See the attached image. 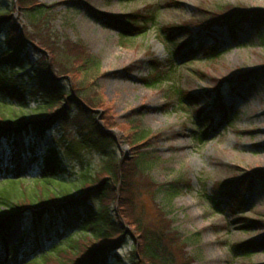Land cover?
<instances>
[{
    "label": "trees",
    "instance_id": "16d2710c",
    "mask_svg": "<svg viewBox=\"0 0 264 264\" xmlns=\"http://www.w3.org/2000/svg\"><path fill=\"white\" fill-rule=\"evenodd\" d=\"M70 4L84 7L89 18L99 21L86 2ZM54 8L38 0H13L10 4L0 0V98L20 108L26 107L28 97L38 102L29 116L12 119L0 112V264H8L12 249L6 237L16 227L20 231L16 242L26 239V247L19 253L25 264H121L113 251L129 238L136 241L134 236L137 241L124 256L128 264H175L171 248L182 249L190 238L178 236L169 208L176 198L192 191V184L182 176L163 184L155 182L153 172L161 158L153 145L159 135L145 129L141 120L129 118L121 126L123 142L130 146L132 156L119 157L118 139L112 132L118 127L113 119H96L94 112L102 108V103L95 102L89 92L100 73L99 61L81 42L59 43L44 38L50 31L47 18ZM14 13L25 15L29 27L16 23ZM158 16L159 7L155 5L147 16L136 12L123 16L122 21L108 17L105 27L116 30L123 41L132 40L144 35ZM210 19L206 28H219L235 47L241 46L245 33L264 32V12L259 9L219 11ZM183 30L179 27L171 33L169 29V36ZM189 38L187 35L186 43L169 49L172 58L161 64L154 76L141 80L145 87L165 83L176 55L186 61L203 49L198 41L188 42ZM217 47L219 43L213 40L211 49L204 53L216 59L220 55ZM29 51L35 52L34 60L29 58ZM162 67L167 72H162ZM261 84L264 65L238 79L220 80L214 89L202 93L210 109L196 113L205 123L196 140L202 142L218 127L230 126L235 115L224 105V97H243ZM176 94L180 97L178 104L183 98L196 99L182 91ZM3 108L0 104V111ZM60 128L70 129L74 136L63 132L48 144L50 131ZM83 151L97 156L101 166L72 180L66 157L76 155L82 160ZM22 159L37 169L35 176L20 174L17 169ZM136 176L153 201H159V221L150 226L131 216L129 210L124 211L128 206L124 192ZM25 179L31 182L25 185ZM256 184L264 188V170L216 183L210 193L200 180L197 195L217 215L224 208L250 207ZM250 246L252 243L241 244L238 251L246 252ZM111 258L113 263L109 262Z\"/></svg>",
    "mask_w": 264,
    "mask_h": 264
},
{
    "label": "rangeland",
    "instance_id": "374dc122",
    "mask_svg": "<svg viewBox=\"0 0 264 264\" xmlns=\"http://www.w3.org/2000/svg\"><path fill=\"white\" fill-rule=\"evenodd\" d=\"M5 1L10 4L13 0ZM38 1L55 7L47 18L50 31L44 34L45 39L59 43L64 40L81 42L99 61L100 73L89 92L95 102L102 103V108L94 112L96 119H113L118 127L112 132L118 139L119 157L132 156L130 146L123 142L121 126L124 127L129 118L141 120L145 129L159 135L153 145L155 154L161 158V164L153 172L155 182L163 184L181 176L190 180L192 191L176 198L169 208L178 236L190 238V243L183 245L182 249L171 248L175 264H264V188L255 185L250 207L224 208L217 215L197 195L200 180L210 193L216 183L264 170V84L243 97H224V105L229 106L235 115L230 126L218 127L204 136L202 142L196 140L205 126L196 113L210 109L200 95L214 89L220 80L238 79L264 65V32L245 33L241 37V46L235 47L219 28L208 30L206 20L211 21V15L216 12L233 9L264 12V0ZM72 1L86 2L99 21L89 18L84 7L71 5ZM155 5L159 7L156 22L138 38L123 41L116 30L105 27L108 17L122 21L123 16L136 12L147 16L150 7ZM14 17L22 28L29 27L25 15L14 13ZM179 27L185 30L169 36V32ZM187 35L190 37L188 42L198 41L203 49L186 61H181L176 55L173 58L175 66L168 71L165 83L155 88L145 87L141 80L154 76L155 70L172 58L169 49L173 50L174 44L186 43ZM213 40L219 43L217 50L220 55L216 59H210L204 53L205 49H211ZM43 52L47 57L46 51ZM28 56L34 60L35 52L29 51ZM160 69L163 72L165 68ZM178 91L196 99L189 101L183 98L178 104ZM0 104L4 105L0 111L2 115L14 119L31 115L38 102L28 97L26 107L20 108L0 98ZM63 132L68 137L74 136L70 129H54L49 133L48 144H53ZM83 153L82 160L76 155L66 157L72 180L101 166L97 156ZM18 166L20 174H26L27 178L37 173L26 159L20 160ZM30 182L24 180L25 185ZM143 186L144 182L140 184L137 176L127 185L124 194L128 198V206L124 211L129 210L131 216L150 226L159 221V201L154 202ZM19 234L16 227L6 237L12 249L6 261L8 264H25L19 253L26 247V239L17 243ZM134 238L137 241L136 236ZM136 241L129 238L121 248L113 251L121 264H128L125 252ZM247 243H252V246L246 252L238 251L241 244ZM113 260L111 258L109 262L113 263Z\"/></svg>",
    "mask_w": 264,
    "mask_h": 264
}]
</instances>
